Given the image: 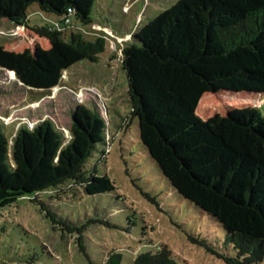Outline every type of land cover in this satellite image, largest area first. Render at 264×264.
Wrapping results in <instances>:
<instances>
[{"label": "trees", "instance_id": "1", "mask_svg": "<svg viewBox=\"0 0 264 264\" xmlns=\"http://www.w3.org/2000/svg\"><path fill=\"white\" fill-rule=\"evenodd\" d=\"M94 2L0 0V19L26 25L49 41L48 47L37 43L23 51L0 44V69L23 86L48 91L71 66L84 59L97 62L106 36L88 39L73 30L67 36L57 26L28 24V8L37 3L61 21L74 17L88 26ZM121 62L142 144L174 190L221 224L236 255L221 253L205 240L191 237L192 242L229 264L263 262L264 114L259 107L233 114L232 121L253 129L251 141L240 138L237 150L233 143L238 141L226 137L221 125L210 127L197 107L206 92L264 95V0H177L132 34ZM28 127L21 125L10 142L0 124V206L25 196L37 199L68 181L83 185L88 194L115 189L107 174L90 170L97 144H105L102 160L113 137L96 110L78 105L69 135L57 125L58 132L51 118ZM81 240L78 236L83 249ZM122 260L113 250L105 264ZM132 264L180 262L163 245L138 254Z\"/></svg>", "mask_w": 264, "mask_h": 264}, {"label": "rangeland", "instance_id": "2", "mask_svg": "<svg viewBox=\"0 0 264 264\" xmlns=\"http://www.w3.org/2000/svg\"><path fill=\"white\" fill-rule=\"evenodd\" d=\"M176 2L95 0L94 21L88 26L74 17L61 21L37 3L29 6V25L62 27L67 36L73 30L88 39L104 35L106 49L97 62L84 59L66 69L60 84L48 91L23 86L14 74L0 69L3 131L11 142L21 125L30 129L28 126L51 118L58 132L57 125L69 135L78 105L96 110L109 123L113 137L102 160L105 144H97L89 159L90 170L107 174L115 189L88 194L83 185L68 181L51 192L39 193L37 199L25 196L0 206V264H105L113 250L122 253V264H132L138 254L163 245L173 251L180 264H229L192 242L191 237L205 240L221 253L236 255L233 245L225 241L221 224L178 194L163 176L140 140L138 118L131 114L122 49L133 33ZM37 43L49 46L47 39L26 25L0 19V44L5 48L23 51ZM250 107H259L264 114V95L206 92L197 113L210 127L221 125L226 137L238 141L233 145L239 150V139L251 141L253 129L232 121V117ZM49 211L57 222L48 216Z\"/></svg>", "mask_w": 264, "mask_h": 264}, {"label": "built area", "instance_id": "3", "mask_svg": "<svg viewBox=\"0 0 264 264\" xmlns=\"http://www.w3.org/2000/svg\"><path fill=\"white\" fill-rule=\"evenodd\" d=\"M66 21H68L69 19H65ZM59 28H62V27H59ZM63 29V28H62Z\"/></svg>", "mask_w": 264, "mask_h": 264}]
</instances>
